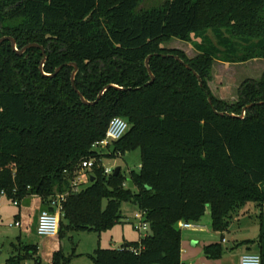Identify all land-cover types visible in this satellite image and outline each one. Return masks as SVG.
Here are the masks:
<instances>
[{"label":"trees","instance_id":"obj_1","mask_svg":"<svg viewBox=\"0 0 264 264\" xmlns=\"http://www.w3.org/2000/svg\"><path fill=\"white\" fill-rule=\"evenodd\" d=\"M143 1L0 0V39L14 38L19 50L45 49L18 54L11 41L0 44V195L18 203L36 195L54 211L51 198L67 193L59 236L109 230L121 222V204L134 202L148 233L119 249L98 247L94 264H184L181 221L210 213L214 230L224 233L236 210L254 202L263 210L257 243L264 264V73L245 80L232 104L207 85L217 58L264 59V0H164L138 10ZM194 38L202 39L194 58L162 46ZM45 55V73L62 66L53 77L40 70ZM71 63L79 67L76 88ZM110 84L124 89L109 88L93 105L78 94L95 102ZM249 105L245 118L230 116ZM115 116L129 130L105 150L93 148ZM134 149L141 150L138 171L105 173L104 158ZM87 158L96 159L89 184L75 190ZM12 247L5 264H23L38 249L21 237ZM204 254L220 259L224 249L213 243ZM62 260L71 258L56 251L53 264Z\"/></svg>","mask_w":264,"mask_h":264},{"label":"rangeland","instance_id":"obj_2","mask_svg":"<svg viewBox=\"0 0 264 264\" xmlns=\"http://www.w3.org/2000/svg\"><path fill=\"white\" fill-rule=\"evenodd\" d=\"M163 2L164 0H144L138 10L159 7ZM207 35L210 38L209 41L220 48L213 31H209ZM200 41H202L200 38H194L192 42L171 39L162 46L167 50H180L186 56L194 58L199 55L195 43ZM207 44L209 45L208 41ZM263 73L264 59L234 63L217 58L213 61L207 85L216 99L232 104L238 100L240 85L248 79H261ZM209 101L212 103L211 99ZM141 160V150L134 149L126 152L124 155L119 154L113 158H104L103 164L114 169L121 167L123 173L129 176L131 171L139 170ZM83 173L87 176V179L86 183L80 185L79 189L89 184V171L86 170ZM241 208L240 214L236 215V212L231 219L229 230L223 233L225 240L223 241L219 238L224 251L227 247L229 249L235 247L238 240L242 241L245 238L256 239L260 235L255 215L256 211L258 212L256 204L248 202ZM19 209L18 204H15L12 199L6 195H0V264H5L6 260L12 255V243L17 242L18 237H21L22 241L33 244L38 248L36 254L32 258L27 259L23 264H53V254L56 251H61L64 257L71 258V261L66 264H94L90 256L95 253L98 247L119 249L126 244V241H138L141 233L145 235L149 231L140 232L134 227L138 223L135 215L141 210L132 201L121 204V222L109 230L101 233L68 231L64 235H57L56 237L40 236L37 233L39 215L35 213L32 216L33 219H23L22 227L10 226V224L15 225L18 221ZM43 210H47V208L44 207L41 199L40 213ZM26 212L31 213L33 211L31 209ZM251 215L253 216L252 218L249 217ZM190 223L194 225V231L202 232V235L204 233L216 235L210 213L205 214L199 221H191ZM257 247L256 244H250V248L252 249L250 252H256ZM243 249H246V246ZM61 264H65L63 260Z\"/></svg>","mask_w":264,"mask_h":264},{"label":"built area","instance_id":"obj_3","mask_svg":"<svg viewBox=\"0 0 264 264\" xmlns=\"http://www.w3.org/2000/svg\"><path fill=\"white\" fill-rule=\"evenodd\" d=\"M128 130H129V123L127 122L126 119L120 116L113 117L110 120L106 132V137L102 141L94 144L93 148L105 150L112 142L120 140ZM95 164H96L95 158H87L82 161L80 165V169L78 172H76V176L72 181V187L75 190H78L80 185L84 184L83 177H85V175L83 172L86 170L87 171L92 170ZM114 170L115 169L110 166H105L106 174H111L114 172ZM1 195H6V194L2 192ZM67 195H68L67 193H59L54 195L50 201V204L54 209V211L43 210L39 214L38 222H37V233L40 236L56 237L59 234L63 204L66 201ZM14 203L18 204V202H14ZM135 218L138 220V223L135 224L134 226L136 230H139L140 232L142 231L147 232V230H149V224L145 219V213L143 211H140L136 213ZM10 226L20 227L21 223L17 221L15 225L10 224ZM179 227L181 229H189V228H193L194 225H192L190 222L181 221L179 223ZM145 235H142L141 233L140 238L144 237ZM131 250L137 252V249L135 248H132ZM239 264H262V258L260 254L257 253H246L240 258Z\"/></svg>","mask_w":264,"mask_h":264},{"label":"crops","instance_id":"obj_4","mask_svg":"<svg viewBox=\"0 0 264 264\" xmlns=\"http://www.w3.org/2000/svg\"><path fill=\"white\" fill-rule=\"evenodd\" d=\"M141 165V164H140ZM86 178H84V183H86V179L87 176L85 175ZM40 205H41V199L34 195V196H30L28 198H26L25 200L21 201L18 203L19 206V218H18V222L23 224V219L24 218H28L29 220L33 219L32 216L33 214H40ZM257 206V210L256 211V217H257V225L259 226L260 229V218L259 216L262 213V208ZM33 212L29 213L26 212L27 210H31ZM242 211V208H239L238 210H236L237 214H240V212ZM235 212V213H236ZM235 213L232 215H235ZM29 216V217H28ZM250 218H252L253 216H249ZM230 228V226H229ZM195 228H189V229H185L182 230V249H181V258L184 264H239L240 263V258L247 253H252L250 251H252V249L250 248V244H247L245 242L251 240L253 241L252 244H256L258 246L257 241L259 240V236L256 239H252V238H245L242 239V241H237L235 247L232 248H226V250L224 251L223 256L220 259H209L205 256L204 252H203V248L207 245L213 244V243H220L219 238H221V240H225L223 237V233L220 232H216V235L213 234H208V233H204L202 235V232H197L194 231ZM229 230V229H228ZM184 231V232H183ZM129 241H126V243ZM133 242V241H131ZM244 246H246V249H243ZM243 247V248H242ZM2 252V251H1ZM259 254V248L257 247V251L254 252ZM212 260V262H211Z\"/></svg>","mask_w":264,"mask_h":264},{"label":"water","instance_id":"obj_5","mask_svg":"<svg viewBox=\"0 0 264 264\" xmlns=\"http://www.w3.org/2000/svg\"><path fill=\"white\" fill-rule=\"evenodd\" d=\"M6 40H9L11 41L12 43V47H13V50L16 51L18 54H23L24 52H26L27 49L31 48V47H39L41 50H43V52L45 53V49L43 48V46L41 45H38V44H29L27 45L26 47H24L22 50H19L17 48V43H16V40L12 37H4V38H1L0 39V44L3 42V41H6ZM151 55L146 59V67L148 69V72L151 76V81L148 83V84H152L155 80V75L153 74L152 70H151V67H150V59H151ZM176 59L179 60L181 63H184L183 60H181L178 56H176ZM47 61V55H45L43 61L41 62V65H40V70L42 71V73L45 75V76H48V77H53L55 76L61 69H62V66L57 68V70L55 71V73L53 74H47L44 72V66H45V63ZM71 66L74 67V70L72 72V76H71V80H72V83H73V86L74 88H76L75 86V79H76V75L79 71V67L76 63H71L70 64ZM187 68L191 69V67L188 65V64H185ZM196 76L198 77L199 81H200V85H203L202 83V79L199 77V75L197 73H195ZM109 88H116V89H119V90H123L124 88L123 87H120L118 85H115V84H110L108 86H106L100 93L98 99L95 101V102H90L88 101L79 91H78V94L81 98V100L85 103V104H88V105H93V104H96L101 98L102 96L104 95V93L109 89ZM253 105V104H252ZM252 105H249L247 106L246 108H244L243 112L241 115H236V114H230V116L232 117H238V118H245V115H246V110L247 108L251 107ZM222 115H225V113H221ZM121 170V167H116L115 170H114V174H118ZM128 184H129V187L132 188L133 187V183H132V180L131 179H128Z\"/></svg>","mask_w":264,"mask_h":264}]
</instances>
